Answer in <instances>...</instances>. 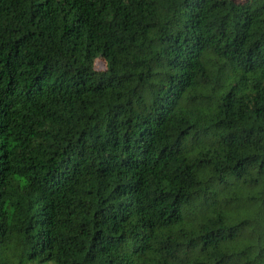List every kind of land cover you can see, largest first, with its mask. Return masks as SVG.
Here are the masks:
<instances>
[{
    "label": "trees",
    "instance_id": "1",
    "mask_svg": "<svg viewBox=\"0 0 264 264\" xmlns=\"http://www.w3.org/2000/svg\"><path fill=\"white\" fill-rule=\"evenodd\" d=\"M0 264H264V0H0Z\"/></svg>",
    "mask_w": 264,
    "mask_h": 264
},
{
    "label": "rangeland",
    "instance_id": "2",
    "mask_svg": "<svg viewBox=\"0 0 264 264\" xmlns=\"http://www.w3.org/2000/svg\"><path fill=\"white\" fill-rule=\"evenodd\" d=\"M240 1H244V0H240ZM106 68L107 67L102 60L98 59L95 61L94 63L95 71H103V70H106Z\"/></svg>",
    "mask_w": 264,
    "mask_h": 264
}]
</instances>
